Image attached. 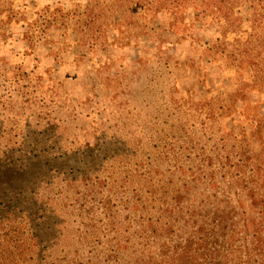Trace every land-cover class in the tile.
Returning <instances> with one entry per match:
<instances>
[{
  "label": "rangeland",
  "instance_id": "1",
  "mask_svg": "<svg viewBox=\"0 0 264 264\" xmlns=\"http://www.w3.org/2000/svg\"><path fill=\"white\" fill-rule=\"evenodd\" d=\"M90 1L0 0V264H264V25Z\"/></svg>",
  "mask_w": 264,
  "mask_h": 264
},
{
  "label": "trees",
  "instance_id": "2",
  "mask_svg": "<svg viewBox=\"0 0 264 264\" xmlns=\"http://www.w3.org/2000/svg\"><path fill=\"white\" fill-rule=\"evenodd\" d=\"M133 5L141 8L143 12L163 11L172 16L188 11V16H192L194 20L202 21L205 24L211 23L219 29L227 31L237 29L239 26L237 16L243 9L253 17L254 25H264L262 18L264 16V0H110L108 2L93 0L85 5L84 26L91 31L101 14H105L106 17H108V13L112 15L120 13L125 16L129 14ZM253 182L255 184L254 179ZM178 193L179 191H176L175 195L171 197L174 200L173 203L176 202V208L180 206ZM187 212L192 213V216L195 214V211Z\"/></svg>",
  "mask_w": 264,
  "mask_h": 264
}]
</instances>
